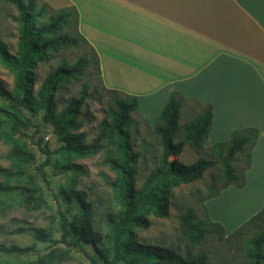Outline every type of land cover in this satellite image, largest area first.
<instances>
[{
  "label": "trees",
  "instance_id": "1",
  "mask_svg": "<svg viewBox=\"0 0 264 264\" xmlns=\"http://www.w3.org/2000/svg\"><path fill=\"white\" fill-rule=\"evenodd\" d=\"M7 1L18 10L19 36L17 51L14 54L0 38V64L14 78V87L11 91L0 80V95L14 102L20 111L26 112L30 117H37L43 112V122L53 126V132L59 138L61 145L52 149L45 142L44 137L38 136L34 143L46 156V160L37 170L47 185H50V182L47 180L44 170L45 165L53 164L54 168L61 172L73 173L69 182L57 185L56 196L62 198L69 213L75 205L79 207V212L71 216L59 212V216H54L60 226L58 233L54 226L48 229H37L34 232L33 245L29 247L0 245V256L38 254L37 243L41 242L61 244L65 247H58L48 253L39 254L35 260L22 261L19 264H63L73 260L74 250L82 253L90 260L91 264H209L208 257L203 253L194 257H183L173 250L141 244L137 241L135 232L136 229H148L151 226L150 216L161 219L168 218L171 189L201 180L206 171L215 165V161L205 158L190 165L178 160L184 150L185 143L183 141L175 142V137L179 130L183 102H187V100L179 93H173L158 117L154 131L161 138L164 155L159 168L147 180L145 186L141 190H136V166L140 155L133 151L131 135L127 128L132 120L131 113L138 111V98L122 94L126 98L117 99L118 113L113 124L104 122L100 134L91 143H87L86 134L79 132L82 123L78 121L81 108L84 105V98L72 99L68 106L58 114L55 98L59 84L82 75L92 63L97 65L100 72V63L95 50L88 45L78 30V11L74 7L54 10L43 0H40L42 7L38 5L39 0ZM47 8L54 15L49 17L48 22L41 23ZM71 20L76 26V36L62 33ZM80 44L90 48L93 59L85 56L81 57L75 65L61 64L45 79L38 93H35V70L38 64L49 59L50 53L78 47ZM108 91L121 94L113 90ZM205 109L197 121L188 127L187 139L192 146L198 149L205 148L213 119V107L207 106ZM0 112L15 115L18 123L24 124L32 121L31 119L23 121L21 116L11 112L9 107L2 105H0ZM34 126L39 134V128ZM259 135L260 133L256 129L235 131L227 143L215 144L213 150L219 153L226 150L230 162L239 153L248 154L246 169L250 167L251 150L256 145ZM109 137L116 140L117 146L116 155L109 157L107 163L119 175L118 180L112 185L117 191L121 210L118 214L110 213L106 216L109 233L106 235V245L100 246L101 236L93 228L92 204L87 201L86 193L77 189L79 176L85 175L87 172L76 161L102 151L104 141ZM2 139L10 146L7 154L10 167L0 168V177L3 179L0 181V195L14 192L24 195L26 200L22 202V205L29 211L49 207L43 197L41 186L33 180H22L26 175V166L32 163L36 157L29 142L21 136L15 137L12 133L3 136ZM225 174L227 184L214 196L205 200L218 196L223 189L230 185L238 187L245 185L244 174L241 177L236 173V169L231 166V163L226 166ZM9 207L0 201V214H5ZM261 223H264V208L227 238L251 227H258ZM209 226L220 229L224 235L226 233L221 224L213 223L209 218L206 221L200 220L193 210H188L183 218L185 232L194 243H202L205 240L210 233ZM21 231L15 230L13 233H21ZM58 234L59 238H57ZM263 246L264 232L253 241L251 253L253 264L264 263ZM87 247L94 250L92 255L88 252ZM0 264H9V262H0Z\"/></svg>",
  "mask_w": 264,
  "mask_h": 264
},
{
  "label": "crops",
  "instance_id": "2",
  "mask_svg": "<svg viewBox=\"0 0 264 264\" xmlns=\"http://www.w3.org/2000/svg\"><path fill=\"white\" fill-rule=\"evenodd\" d=\"M43 1L54 10L76 8L103 86L138 98L136 114L149 126L176 92L213 107L205 149L235 131L258 130L245 185L204 204L229 235L264 208V0Z\"/></svg>",
  "mask_w": 264,
  "mask_h": 264
},
{
  "label": "rangeland",
  "instance_id": "3",
  "mask_svg": "<svg viewBox=\"0 0 264 264\" xmlns=\"http://www.w3.org/2000/svg\"><path fill=\"white\" fill-rule=\"evenodd\" d=\"M39 7L42 2L38 1ZM46 15L41 23L48 22L49 17L54 13L50 9H45ZM18 10L7 0H0V38L7 45L11 53L17 51L18 42ZM62 33H70L76 36V26L71 20ZM93 59V53L86 45L80 44L78 47H70L56 53H50V58L40 62L35 70V93H38L45 79L53 73L63 63L75 65L81 57ZM0 80L3 81L9 91L14 87V78L11 73L0 64ZM84 98V105L81 108L78 121L82 123L79 132L86 134V142L91 143L101 132L103 123L113 124L117 116L118 108L116 101L118 98H126L122 94L108 91L102 84L100 72L95 63L89 65L82 75L69 79L59 84L55 94L57 102V114L61 113L74 98ZM0 105L9 107L11 112L21 116L23 121L31 119V123H18L16 116L7 112H0L2 124L0 125V168L10 167L7 154L10 146L2 139L8 133L15 137L21 136L29 142L30 147L35 151V160L25 168L26 175L23 181L33 180L43 189V197L49 207L36 211H29L22 205L26 197L18 192L8 195H0V201L9 205L5 214H0V245H17L19 247H29L34 244V232L37 229H48L54 226L59 230V223L54 216H59V212L71 216L79 212V207L74 206L69 213L65 202L61 197L56 196L57 185L66 184L73 176L71 172H61L54 168L53 164L45 165L47 174V185L37 168L41 166L46 156L40 152L34 142L38 136H42L52 149L61 145L59 138L53 132V126L43 122V112L37 117H30L26 112L9 99L0 95ZM200 104L194 101L183 102L182 115L179 130L175 137V142L185 143L182 154L178 160L190 165L201 158L215 161L213 168L206 171L203 178L197 182L180 185L172 188L169 196L170 212L168 218H155L150 216L151 226L148 229H136L137 241L144 245L160 246L173 250L183 257H194L198 254H205L209 264H253L251 253L253 251V241L264 232V223L258 227H251L248 230L239 232L230 238V235L218 228L209 226L210 233L202 243H194L190 240L183 227V218L188 210H193L198 219L206 221L207 211L205 199L214 196L226 184V166L236 169V173L243 176V172L248 163V154L237 155L230 160L227 158V151L221 153L212 149H198L187 139L188 127L196 122L199 116L205 112ZM131 122L128 130L131 135V144L134 152L139 153L140 158L136 166L135 189L141 190L147 180L159 168L164 155L163 144L160 136L154 131V127L146 124L136 112L131 113ZM36 125L39 134L36 132ZM111 135V133H109ZM116 140L109 137L104 141V148L96 155L79 159L77 164L86 170L85 175L78 178L77 189L82 190L87 195V201L92 204L93 228L101 236V245H106V235L109 227L106 216L110 213L118 214L121 205L116 189L113 187L119 175L113 171L107 160L116 155ZM3 179L0 177V181ZM226 202V201H225ZM231 201H228L230 203ZM227 203V202H226ZM223 205V204H222ZM232 204H226L224 212L230 214ZM223 211V207H221ZM229 211V212H228ZM15 230H22L21 233H13ZM59 234L57 238H59ZM65 247L61 244L37 243L38 254L33 255H1L0 262L9 264H19L22 261H33L40 254L48 253L58 247ZM92 255L94 250L87 247ZM264 253V246L262 248ZM74 258L63 264H91L90 260L82 253L73 251ZM264 264V263H263Z\"/></svg>",
  "mask_w": 264,
  "mask_h": 264
}]
</instances>
